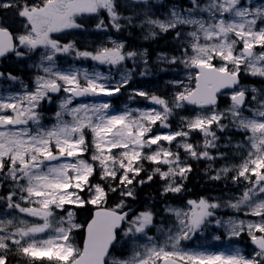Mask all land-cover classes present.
<instances>
[{"label":"snow or ice","instance_id":"snow-or-ice-1","mask_svg":"<svg viewBox=\"0 0 264 264\" xmlns=\"http://www.w3.org/2000/svg\"><path fill=\"white\" fill-rule=\"evenodd\" d=\"M8 9H15L21 30L0 21V60L31 61L27 67L35 72L31 83L0 72V81L10 82L0 86V190H6L0 194V264H8L13 247L28 264H264V83L242 82H264V0H0V10ZM86 17L97 32L139 27L145 40L173 33L179 55L161 52L157 61L182 67L187 83L169 81L177 89L171 101L131 89L129 100L142 97L158 107L126 104L118 111L110 100H97L127 90L141 64V77L151 68L148 50L128 49L125 40L109 36L92 50L75 39L64 42L76 30L87 31ZM222 98L228 101L223 108ZM53 103L54 122L45 124L44 106ZM187 106L194 114L181 116L180 127L154 131L171 129L170 118ZM194 133L201 136L196 143ZM229 133L242 139L233 143ZM230 156L240 162L229 163ZM188 158L211 162L210 179L230 178L239 193L167 205L168 224H157L151 209L129 207L137 186L157 176L162 197L182 193L192 171ZM217 160L225 163L213 169ZM113 194L118 200L110 206ZM81 209H91L90 218L78 222ZM211 229H222L230 241L247 236L250 251L187 243L207 239ZM118 245H130V254L113 255Z\"/></svg>","mask_w":264,"mask_h":264},{"label":"rangeland","instance_id":"rangeland-1","mask_svg":"<svg viewBox=\"0 0 264 264\" xmlns=\"http://www.w3.org/2000/svg\"><path fill=\"white\" fill-rule=\"evenodd\" d=\"M260 0H257V3H259ZM15 10V9H14ZM3 10H0V12ZM5 11V10H4ZM3 11V12H4ZM163 11H165V9L161 8L158 10V12L162 13ZM5 16H7L8 19L5 20V25L10 27L11 29L15 30L14 32H19L21 30V20L16 16V18L14 19H10L9 13H4ZM82 22L85 25V28L87 29V31H80V30H76L74 32H72L70 35H67L64 37V42H67L68 40L71 39H75L77 41V44L79 47L81 48H85L87 47L89 50H92L93 48H95L96 46L102 44V43H107L108 37L111 36L113 39H117L116 37L118 35H123L126 34V32H122V33H115V32H108V33H104V32H97L94 30V25H95V20L93 18L89 19V18H84L82 20ZM135 29H138L140 31H144L139 27H136ZM141 33V32H140ZM140 39H142L140 37ZM119 40V39H118ZM127 48L128 49H147L146 47H142V46H135L131 44H127ZM155 57V61H157V55L154 56ZM148 61H149V66L151 68V74L148 76H144L141 77L138 73L139 71L143 68V65L141 64L140 68L136 70V73L133 74V79L130 82L128 89L127 90H122L121 94H118L119 96L117 98H114L111 102L114 105V110H118V111H123L124 110V105H128L129 107L132 108H141V109H147V108H152V107H158L156 105L150 104L148 100H146L145 98L142 97H137L135 100H129L128 96L130 95L131 89H141L144 91H147L149 93H155L159 96H162L166 99H168L169 101H171L172 96L174 94V92L177 90L172 84L169 83V81L174 80V79H181V80H185V82L187 83L186 80V76H185V72L182 69V67H178L175 65H167L166 66H172L170 69H166L165 71H161V69H165L162 68L161 66H152V63L150 62L149 58H150V54L148 52ZM61 62H64L67 60L66 57H61L60 58ZM158 62V61H157ZM31 61H28L27 64H30ZM83 64V66H88L91 67L92 62L91 61H84V62H80ZM128 67H132V61H127L126 62ZM164 64V63H163ZM66 66V65H65ZM30 69V68H29ZM34 70V69H32ZM35 72V70H34ZM255 79V78H254ZM10 82H4V81H0V86H3L5 88H7L9 86ZM13 88H18V85H11ZM117 96V95H116ZM227 101V100H226ZM80 101H77V103ZM228 101L223 104V107H225L227 105ZM187 109V108H186ZM186 109H180V110H176V114L170 118V122L172 123V118H175L178 120L177 124H173L174 127H172L171 129H163V128H159L157 126L156 129H154V131L157 132H168V131H174L176 130L178 127H180V117L181 116H190L193 115L187 113ZM52 110V111H51ZM56 110V105L55 103L53 104H46L44 106V112L46 114V119L44 120L45 124H51L54 121L52 120V114L55 112ZM172 125V124H171ZM219 134V133H218ZM193 137V135H192ZM87 138L90 142L91 140V134L87 133ZM194 138V137H193ZM235 137L233 136V143L239 141L242 139V137L239 135L237 136L235 139ZM201 140V136L199 134H197V137H195V143ZM167 146V145H165ZM155 147V146H154ZM173 149H175L174 145H173ZM181 156H184L183 154V150H181ZM85 158H88V155H85ZM207 161V160H206ZM233 161V162H232ZM229 163H239L240 160L239 158H237V160L230 158V160L228 161ZM200 163L199 160H197L196 162H193V164H198ZM208 163V174L209 176L214 175V171H210L209 170V164L211 162L207 161ZM225 163V161L222 164H219L218 167H214L212 164V168L213 169H218L219 167H221V165H223ZM217 165V164H216ZM200 166L203 168V165L200 164ZM204 170V168H203ZM194 174V167L192 166V171L188 174V177L190 175ZM195 176H197L196 174H194ZM99 178L98 174L95 176V178ZM156 179L161 182V180L159 179V177L157 176ZM187 181V180H186ZM186 181H184V184L186 183ZM217 183H220L223 185V187H227V189H224L223 192L227 191L226 194H220L218 193L217 195H214V198H219V199H228L230 197H232L233 195H236L239 193L240 188H238L237 186H234L231 183L230 178L227 180H220L217 181ZM242 187V186H241ZM233 191V192H232ZM232 192V193H229ZM4 190H0V194H3ZM171 196H175L177 194H172L169 193ZM116 199L118 200V195L116 196ZM116 200V202H117ZM116 202L113 203V200L111 201L112 204H115ZM174 207H183V206H175ZM145 210L143 208V206H141L138 209V212ZM221 215H223L224 213H219ZM227 215H240L241 218H245L247 219V217H244L242 214H236V213H232L231 211L227 212ZM172 218V217H171ZM156 220V219H155ZM80 222V221H78ZM156 223L157 220H156ZM153 235H158L155 230L153 231ZM213 235H221L222 236V240L221 241H213L212 240V236ZM205 236L207 237V239L201 237L198 238L192 242H187L190 246L192 247H196L200 244H205L208 247L212 248L213 250H218V249H224L226 248L228 245H235L240 247L243 251H245V254H247L248 251H250L251 249V245H250V241L248 240L247 236H242L239 240H228L226 236H224L223 234V230L222 229H211L209 232L205 233ZM78 237L80 238V235L77 234V240ZM116 250L119 252V254L114 253L113 255L120 257V258H124L127 257L130 252H131V247L129 246H120L118 245Z\"/></svg>","mask_w":264,"mask_h":264},{"label":"trees","instance_id":"trees-1","mask_svg":"<svg viewBox=\"0 0 264 264\" xmlns=\"http://www.w3.org/2000/svg\"><path fill=\"white\" fill-rule=\"evenodd\" d=\"M9 10V18L15 19L16 14L11 9ZM135 31L129 32L126 34L128 37L127 40L131 39H138V36L135 34ZM123 38H125V35H123ZM147 47L150 50V52L154 51H161V52H169L173 49V53L177 55L179 52L175 50V42L172 40L170 34L158 37L154 41L147 43ZM2 69L6 70L5 72L9 73L11 72L14 75L23 76V72L20 68L17 66V63H14L13 60L6 59L3 62V65L1 66ZM28 75V73H27ZM198 164H193L194 167V174L197 176L190 175L185 183V190L177 195V196H161L160 190H161V183L154 177V179L151 182L145 183L142 186H137V199L135 201L129 200V207L134 208V211L138 210L141 206L143 208H153L156 211H159L160 204L162 202L167 201H178V202H185L188 199H197L201 196H211L213 194L217 193H223L224 189L227 187H223L222 184L215 182L214 180L210 179L209 174H207L203 168L205 166L204 162L199 161ZM200 164L203 165V168L200 166ZM146 166V165H145ZM207 166V165H206ZM208 167V166H207ZM149 171V169H146ZM145 173L142 172L140 178L144 179L146 176ZM116 196L117 194H113L109 201L111 202L113 200V203L116 202ZM91 209H81L78 211V216L81 218L82 221H85L89 214ZM8 264H28L27 260L20 256L18 253L9 252L8 253Z\"/></svg>","mask_w":264,"mask_h":264}]
</instances>
